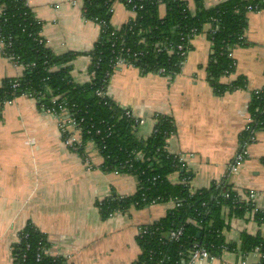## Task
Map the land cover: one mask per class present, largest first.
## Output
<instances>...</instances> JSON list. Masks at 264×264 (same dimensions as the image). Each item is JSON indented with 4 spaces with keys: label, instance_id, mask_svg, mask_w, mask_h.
<instances>
[{
    "label": "crops",
    "instance_id": "1",
    "mask_svg": "<svg viewBox=\"0 0 264 264\" xmlns=\"http://www.w3.org/2000/svg\"><path fill=\"white\" fill-rule=\"evenodd\" d=\"M194 11V0H186ZM223 0H202L211 7ZM118 2V1H117ZM41 21V35L56 54L77 53L70 74L77 83L89 80L88 52L99 36V25L85 19L83 0H27ZM120 3V2H119ZM122 5H112L111 24L120 28L133 18ZM128 9V8H127ZM165 7H159L163 16ZM244 32L248 44L232 50L236 65L222 84L243 77L244 89L213 91L206 65L211 53L208 25L189 40V49L177 74H144L135 66H122L110 76V99L142 117L139 136L147 137L155 114L170 117L175 131L168 139L171 153L191 155V190L224 182L237 192H254L252 205L264 211V131L258 130L246 146V157L234 172L228 164L236 154L249 117L255 90L264 89V9L248 11ZM21 65L0 51V83L19 76ZM101 156L91 142L84 155L64 142L56 119L40 111L36 101L19 96L0 110V264H12L19 234L31 224L41 232L49 254L67 257L68 264H132L140 255L137 231L163 217L170 203L151 204L102 218L98 201L110 196H128L136 191L130 174L104 172ZM178 182V174L169 176ZM113 195V196H115ZM248 201V200H246ZM264 238V221L253 212L227 217L222 235L236 250L224 251L204 264H258V252L242 254L241 234Z\"/></svg>",
    "mask_w": 264,
    "mask_h": 264
},
{
    "label": "trees",
    "instance_id": "2",
    "mask_svg": "<svg viewBox=\"0 0 264 264\" xmlns=\"http://www.w3.org/2000/svg\"><path fill=\"white\" fill-rule=\"evenodd\" d=\"M114 1L83 0L84 18L97 22L100 32L88 52V72L93 71L94 76L90 81L77 83L70 74L69 64L77 53L56 54L41 40L42 23L27 0H0V37L3 42L0 51L4 57L24 67L20 76L5 78L0 83V110L4 100L28 97L29 94L40 97L44 93L41 102L57 111L60 106L66 107L69 115L80 123L81 143L77 149L80 155H84L85 144L91 142L102 158V171L130 174L136 178L137 187L132 195H110L97 203L102 218L109 217L112 212H124L130 206H148L152 200L179 203L153 222L152 228H158L154 234L136 237L141 253L132 264H146L150 250L154 257L163 259L161 264H178L180 257L186 256L194 243L205 246L216 256L222 253V245L227 251H234V242H226L222 235L226 218L242 217L252 211L253 219L260 223L264 221V211L258 208L254 211L251 201L241 199L237 191L224 182L191 190L189 182L180 180L184 177L191 180L193 172L167 150L168 139L175 131L173 120L155 114L151 133L147 137L139 136L137 127L122 115L121 108L110 98L98 96L96 90L107 86L113 73L111 43L116 35L122 34L125 46L137 53L133 64L142 73H159L163 68L161 75L174 76L185 58L177 53L176 46L186 44L189 49L190 38L201 33L204 25L209 26L207 37L212 45L206 71L213 91L221 94L238 87L244 89L243 77L227 84H222L219 79L234 71L235 60L229 52L247 44L244 36L247 5L259 0H223L211 7L204 6L202 0H194V11L190 10L186 0H162L163 16L159 14L160 4L156 0H139L143 7L136 9L135 16L118 29L110 22V8ZM113 30L115 34L111 35ZM160 43H164L165 48L157 52ZM169 48L173 49L172 53H168ZM14 80L18 86L13 89L11 83ZM57 95L59 98L52 103L51 97ZM263 109L264 89H261L257 96L253 94L250 103L249 115L253 118L254 129L264 128ZM65 137L63 133L62 138ZM246 138L244 132L240 141ZM175 172L179 181L174 183L169 176ZM225 193L229 194L227 198ZM180 226L183 232L179 241L168 239L166 233ZM24 232L26 238L21 239L14 250L17 257L26 255L22 264L63 263L62 258L45 255L37 261L39 241L46 245L45 237L31 224L24 228ZM238 249L242 254L258 252V264H264V238L261 235L242 233Z\"/></svg>",
    "mask_w": 264,
    "mask_h": 264
},
{
    "label": "built area",
    "instance_id": "3",
    "mask_svg": "<svg viewBox=\"0 0 264 264\" xmlns=\"http://www.w3.org/2000/svg\"><path fill=\"white\" fill-rule=\"evenodd\" d=\"M115 1L121 2L126 8L132 10L133 12H135L136 9H140L143 7L142 3L139 0H115ZM156 1H157V3L160 4V6L163 5L162 0H156ZM263 9H264V0H259L258 3L247 5L248 11H260ZM1 11H2V9L0 8V13H1ZM112 11H113V8L111 7L110 12L112 13ZM116 29H118V28H116ZM192 31H194V30H192ZM114 34H115V30H113L111 32V35H114ZM40 36H41V40L43 42H45V44H46V40L43 38L41 33H40ZM114 39L115 40H113L111 43V46L113 47L112 53H114V56L111 57V62H112L111 66H112L113 72L122 66H134L133 63H134V60L136 59L137 53L131 51V49L129 47L125 46V44H124L125 38L122 34L116 35V37ZM143 41L144 40L141 39V42H143ZM247 44H248V42H247ZM2 46H3V42H2V38L0 37V48ZM163 48H165L164 43H160V44H158V47L156 50H157V52H160V51H162ZM176 48H177V53H179L180 56L186 57V53L188 51L186 44L185 45L184 44H178L176 46ZM167 51H168V53H172L173 49L169 48V49H167ZM229 56L233 58L232 50L229 52ZM184 59L180 63L181 66L184 62ZM9 60L11 62L17 64L15 61H13L11 59H9ZM234 64L236 65V62H234ZM22 68H24V67L22 66ZM163 71H164V69L160 68L159 74L162 73ZM93 76H94V72L92 71L91 73H89V80L88 81H90V79L93 78ZM17 86H18V82L16 80L12 81L11 87L14 89ZM107 87H108V85L107 86H100V88H98L96 90V94L102 98H104V97L110 98L108 95V92H107ZM235 90H242V89L240 87H238ZM259 92H260V90H255L253 92V94H255L257 96L259 94ZM43 95H44V93H42L40 97H31V94H29L28 97H30L36 101V103L38 104V108L40 107L39 109L42 113H44L48 116H51L52 118L57 120L60 133L61 134L64 133L66 135V137L64 138V142L68 146H70L72 149L77 150L78 145L81 143V126H80V123L77 120H75V118H73L69 115L70 113L66 107L60 106L59 111H57L54 107L46 106L43 102H41V99L44 98ZM58 98H59V95L51 97L52 103L56 102V100ZM13 101H14V98L4 100L2 106L6 105V104H11V103H13ZM115 104H117V103H115ZM117 105L121 108L122 115L127 117L128 119H130L132 121L133 126L138 127L144 122L143 118L136 115L130 108L121 106L119 104H117ZM252 123H253V118L249 115L248 120H247L246 125H245L244 130H243V133L244 132L247 133V138L240 141L238 151L236 152V154L233 156L232 160L228 164V171L229 172H234L237 170L238 166L241 164V162L246 157V154H247L246 146H247V144L252 142L255 138V133L258 130L254 129V127L252 126ZM259 130L264 131V128H261ZM173 154L178 158V160H179V162H181V164H184L187 168H189L188 167V158L191 156L190 154L189 155L183 154V153H173ZM114 173H117V172H114ZM180 181L185 182V183L190 182L188 177L181 178ZM237 194L240 196L241 199L249 200V201H251L255 195L253 191H248L246 193L237 192ZM224 196H225V198H227L229 196V194L225 193ZM103 199L99 200L98 202H101ZM156 203L157 202L155 200H152L150 205L156 204ZM163 203H170L172 205V207L179 204L178 202H174V201H168V202H163ZM98 209H99V207H98ZM254 211H256V208L254 209ZM115 213H120V212L119 211L112 212L109 214V217L113 216ZM187 221L193 222L192 219H187ZM152 225H153V223L140 226L138 228V231H137V236L139 238H142L145 235L154 234V232L158 228H156V227L152 228ZM182 232H183V227L180 226L177 229L170 230L169 232H167L166 236L168 239L179 241L180 236L182 235ZM26 236H27V233H25L24 230H22V232L19 234L17 244L21 241V239H25ZM26 247H28L27 244H26ZM220 248H221V252L227 251V247L225 245H222ZM44 255L50 256L53 259L62 258L63 259L62 264H68L67 257L49 254V252L46 248V245H44L42 241H39L38 252L36 254V260L40 261L42 256H44ZM217 257L218 256L211 253L209 251V249L206 248L205 246L198 244V243H194L192 245V247L187 251L186 256L180 257L178 264H204L205 262L213 261ZM25 258H26L25 254H22L20 257H17V255L14 254V256L12 258V264H22V262L25 261ZM162 261H163L162 258H160L158 256L157 257L153 256L152 250H150L148 252V261L146 262V264H161Z\"/></svg>",
    "mask_w": 264,
    "mask_h": 264
},
{
    "label": "rangeland",
    "instance_id": "4",
    "mask_svg": "<svg viewBox=\"0 0 264 264\" xmlns=\"http://www.w3.org/2000/svg\"><path fill=\"white\" fill-rule=\"evenodd\" d=\"M115 4H119V5H122V6H124L121 2L119 3V2H117V1H115ZM124 9L126 8V7H123ZM126 10V12H128L130 15H134L135 16V12H133L132 10H130V9H125ZM133 16V17H134ZM240 46H238L237 48H239ZM138 70H139V68H138ZM149 73H151V72H147L146 74H149ZM156 74H159V73H156ZM157 204H163V203H157Z\"/></svg>",
    "mask_w": 264,
    "mask_h": 264
},
{
    "label": "water",
    "instance_id": "5",
    "mask_svg": "<svg viewBox=\"0 0 264 264\" xmlns=\"http://www.w3.org/2000/svg\"><path fill=\"white\" fill-rule=\"evenodd\" d=\"M113 195H115V194H113Z\"/></svg>",
    "mask_w": 264,
    "mask_h": 264
}]
</instances>
